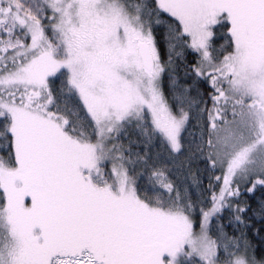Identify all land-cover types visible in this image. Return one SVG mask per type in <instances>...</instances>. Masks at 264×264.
<instances>
[{
  "label": "snow or ice",
  "instance_id": "6c2138e0",
  "mask_svg": "<svg viewBox=\"0 0 264 264\" xmlns=\"http://www.w3.org/2000/svg\"><path fill=\"white\" fill-rule=\"evenodd\" d=\"M0 264H264V0H0Z\"/></svg>",
  "mask_w": 264,
  "mask_h": 264
}]
</instances>
